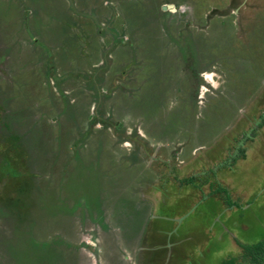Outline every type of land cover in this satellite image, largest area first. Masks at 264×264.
<instances>
[{"label":"rangeland","instance_id":"374dc122","mask_svg":"<svg viewBox=\"0 0 264 264\" xmlns=\"http://www.w3.org/2000/svg\"><path fill=\"white\" fill-rule=\"evenodd\" d=\"M0 43V264H255L264 0H0Z\"/></svg>","mask_w":264,"mask_h":264},{"label":"trees","instance_id":"16d2710c","mask_svg":"<svg viewBox=\"0 0 264 264\" xmlns=\"http://www.w3.org/2000/svg\"><path fill=\"white\" fill-rule=\"evenodd\" d=\"M253 124H255V125H253ZM252 125L257 126V129H256V132L254 135H251V136L247 135V136H249V138H248L249 140L256 138L259 130L264 126V112H262L260 114V119L255 121V123H252ZM253 126L251 127L252 131L255 129V127H253ZM242 157H244V155H242ZM233 159H234V161L236 160L235 157ZM228 163H230V162L228 161ZM234 163L236 164V161L230 163V167H228V168H231L234 165ZM224 168H227V167H224ZM213 172L214 171L212 170V173ZM181 180H183L182 182L185 184L192 185L194 178H193V176H191V177H186V178L180 179V181ZM217 181L218 180H216V174H213L212 182H217ZM219 192L224 194V198H225L224 201L228 206L235 205V203L232 202V200L230 198V193H229L228 188H226L222 185H219L215 189H212V191H211V193H213V194H219ZM237 245L241 249L242 256L248 258V260L250 262L255 263V264H264V239H260L256 242H253V243L238 242ZM233 261H234V259H230L228 261H223L221 264H233Z\"/></svg>","mask_w":264,"mask_h":264},{"label":"flooded vegetation","instance_id":"af4514ba","mask_svg":"<svg viewBox=\"0 0 264 264\" xmlns=\"http://www.w3.org/2000/svg\"><path fill=\"white\" fill-rule=\"evenodd\" d=\"M166 7H170L169 5L168 6H166ZM2 47V49H0L1 51H0V73H2L3 72V64L5 63V61H7V59H6V55H4V53H5V48L3 49V44H1L0 43V48Z\"/></svg>","mask_w":264,"mask_h":264},{"label":"crops","instance_id":"0c3cea01","mask_svg":"<svg viewBox=\"0 0 264 264\" xmlns=\"http://www.w3.org/2000/svg\"><path fill=\"white\" fill-rule=\"evenodd\" d=\"M179 185H180V186H184L185 183H184V184H179ZM186 185H190V184H186ZM191 186L195 187V183L193 182V184H192ZM195 188H196V187H195ZM200 189H202V188H200ZM193 190H195V189H193Z\"/></svg>","mask_w":264,"mask_h":264},{"label":"water","instance_id":"95a60500","mask_svg":"<svg viewBox=\"0 0 264 264\" xmlns=\"http://www.w3.org/2000/svg\"><path fill=\"white\" fill-rule=\"evenodd\" d=\"M171 7V5H169ZM163 8H166V6H163Z\"/></svg>","mask_w":264,"mask_h":264}]
</instances>
